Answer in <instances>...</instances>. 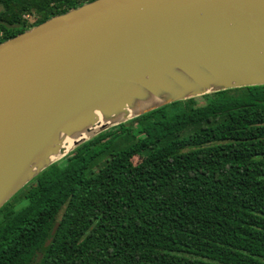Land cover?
<instances>
[{
  "label": "trees",
  "instance_id": "16d2710c",
  "mask_svg": "<svg viewBox=\"0 0 264 264\" xmlns=\"http://www.w3.org/2000/svg\"><path fill=\"white\" fill-rule=\"evenodd\" d=\"M88 1L0 0V42ZM0 264H264V84L76 146L0 208Z\"/></svg>",
  "mask_w": 264,
  "mask_h": 264
},
{
  "label": "water",
  "instance_id": "95a60500",
  "mask_svg": "<svg viewBox=\"0 0 264 264\" xmlns=\"http://www.w3.org/2000/svg\"><path fill=\"white\" fill-rule=\"evenodd\" d=\"M262 84L264 0H91L53 15L0 42V208L113 125Z\"/></svg>",
  "mask_w": 264,
  "mask_h": 264
},
{
  "label": "bare ground",
  "instance_id": "6f19581e",
  "mask_svg": "<svg viewBox=\"0 0 264 264\" xmlns=\"http://www.w3.org/2000/svg\"><path fill=\"white\" fill-rule=\"evenodd\" d=\"M65 141L68 143L67 147H69L72 144V139L71 138H67Z\"/></svg>",
  "mask_w": 264,
  "mask_h": 264
},
{
  "label": "rangeland",
  "instance_id": "374dc122",
  "mask_svg": "<svg viewBox=\"0 0 264 264\" xmlns=\"http://www.w3.org/2000/svg\"><path fill=\"white\" fill-rule=\"evenodd\" d=\"M136 159V158H135Z\"/></svg>",
  "mask_w": 264,
  "mask_h": 264
}]
</instances>
